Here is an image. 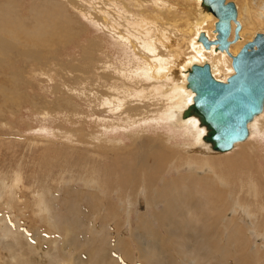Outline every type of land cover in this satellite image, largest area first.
Wrapping results in <instances>:
<instances>
[{"label": "rangeland", "instance_id": "374dc122", "mask_svg": "<svg viewBox=\"0 0 264 264\" xmlns=\"http://www.w3.org/2000/svg\"><path fill=\"white\" fill-rule=\"evenodd\" d=\"M231 1H236L238 5L247 1L253 6L263 0ZM4 2L5 0H0V4ZM34 5L50 10L56 5L69 15V18L66 16L68 22L63 25L69 29L63 28L67 35V32L71 34V39L59 45V39L53 36L48 42L37 46L30 45V42L16 46L11 55V63H0V215L8 213L12 225L16 220L15 216L20 215L19 219L23 223H20V229L5 235L8 237H3V231L0 230V244L18 239L14 248L15 253L20 254L19 259H32L34 263L45 262V251L49 245L45 231L52 228L46 220L56 214L66 218L67 225L59 232L66 234L67 229H73L72 234L79 236L75 241L84 248V252H91L96 248L92 254L86 252L89 255L86 259L91 261L96 256L101 261L98 264H108L110 261L105 260L110 259H115L112 264H264V161L255 159V154L245 155L247 165L238 164L233 156H230L228 161L221 159L232 153L235 146L224 153L201 152L205 155L192 152L188 147L184 151V158H180L179 163H176L178 160L171 150L167 155L156 150L157 148H150V139H165L168 130L159 128L163 126H155L151 123V118L143 121L141 118L145 115L139 112L150 114L153 109L157 110L161 105L162 95H153L155 100H150L148 81L144 82L133 74L124 77L117 71L137 68V64L131 65L126 56L135 60L145 55L144 48L134 47L131 39L145 35L142 30L147 31L152 33L149 34L150 39L155 38L159 42L162 40L160 57L163 63L160 66L163 65L165 69L161 68L163 71L156 78V82L158 85L167 84L165 77L168 76V71L173 67L176 70L179 61H188V54L183 50L184 37L181 33L183 26L198 16L195 0H17L12 14L18 12L26 18L24 21L27 24H31ZM140 17L145 18V22ZM140 24L144 28H140ZM206 25V33L214 38L213 25ZM121 32L127 34L126 42L115 35ZM253 32L264 33V26L257 25ZM162 35L164 39H161ZM197 35L198 33L192 41L195 38V44H199L198 47L203 50L201 43L196 41ZM20 37L19 35V42L22 41ZM238 40H241L240 37ZM25 48L34 50L37 54L25 59ZM211 50L210 48L203 51L214 54L219 52L226 57L225 52ZM122 53L126 56L123 63H120L118 59ZM174 60L178 63H173ZM194 62H203V58L198 57ZM230 64L219 72L215 68V77L224 80L231 72L226 71H229ZM179 69L181 67L177 68V74H182ZM160 79L166 81L161 82ZM121 97L126 100L123 105L120 104L122 106L119 110H114L122 103ZM190 99L186 102L189 103ZM112 108L114 112L110 111ZM120 110L125 111L119 114ZM159 110L161 109L157 111ZM261 115L264 119V109ZM128 117L133 120L132 123L126 127L120 124L115 127L113 122H122L128 120ZM106 125L111 127L104 130ZM199 131L203 133L202 129ZM253 133L241 142H251ZM175 135L177 136L172 134L173 139L169 140L173 145L177 143ZM138 137L146 143L143 151L134 143ZM188 153H191V157ZM162 155L164 156L161 157ZM192 157L205 158L214 165L221 160L223 167L221 172L218 170L220 183L219 187H216L220 189V198H216L210 191L213 185L212 173H205V190L199 188L196 182L186 181L187 189L180 198L178 197L182 192V185L176 182L172 184L168 179L179 172L198 175L194 167L179 166L184 159ZM144 159L150 163L154 161L158 165H166L163 177L167 179L162 182L160 175L157 174L155 178V174V182L158 184L153 186L158 191L162 184L172 187L173 215L172 222L169 223H172L171 230L178 233L179 237L169 236L165 230L169 223L163 226V219L156 218V215L152 220L144 219V213L152 215L161 212L164 207L167 208L160 201L153 204L146 202V193L151 190L143 185L146 180L145 171L139 170L136 174L140 175L135 174L134 180L124 174L129 163L132 166L137 165ZM172 162L174 167L167 168ZM176 165L179 167L178 171L173 169ZM121 181H133L135 184L137 182V185L126 183L124 189L117 186ZM140 187L142 191L138 189ZM89 191L90 194L86 193ZM96 202H99L98 205ZM201 216L209 219L206 221ZM139 218H143L147 223L139 224ZM113 220L117 221L115 224L119 235L126 238V243L129 242L126 248L130 258H133L132 261H126L124 255L116 258L115 255H120L113 251L111 246L109 249L110 239L106 237L109 235L108 225ZM55 232L57 233V230ZM68 235L70 234L66 237ZM150 235L158 239L157 244L162 246L158 254L151 248V253L147 248L144 250ZM113 237L116 238L115 235ZM79 238L82 241L80 243ZM140 243L144 245H141V250L146 259L141 257ZM1 245L0 264H4L8 259L7 248ZM65 248L60 250L67 253L69 247ZM121 249L126 250L123 246ZM50 251L52 254L59 252L56 249ZM106 251L110 253L107 257ZM77 252L79 253L75 254L83 256V253ZM112 252L115 254L113 257Z\"/></svg>", "mask_w": 264, "mask_h": 264}, {"label": "bare ground", "instance_id": "6f19581e", "mask_svg": "<svg viewBox=\"0 0 264 264\" xmlns=\"http://www.w3.org/2000/svg\"><path fill=\"white\" fill-rule=\"evenodd\" d=\"M243 1L244 0H242V2ZM16 2H17V0H5L4 3L0 4V63H3V62H7V63L10 62L11 63V55H12V52H13V50H14V48L16 46L26 45V43L28 44L29 42H30V45L37 46L38 44H40L42 42H48L49 39H51L53 36H57V39H59L58 40L59 43L58 42L57 43L59 45L60 44H64V43L68 42L69 39H71L70 38L71 34H69V32H67L68 33V35H67L66 31L63 28V27H65V26H63L64 23L68 22V19H66V16H67V18H69V15L65 14L62 9H60L56 5H54L51 10L46 8V7H43V6L42 7H37V6L34 5V6H32V9H33V21H32L31 24H27L26 21H24V20H26V18L22 17L21 15H19L18 12H17V14H12L14 9L16 8ZM235 2H234V5L236 7V17H237V20L239 21V24L241 25L240 26L241 30H239L240 32H238L239 37H240L241 40H238L239 39L238 38L237 39L238 42H236L237 40L235 41L236 43L231 42L230 45H229L230 48H229L228 52L225 51V50H219V49L215 48L214 44H211V47H210L212 49L211 50L212 52L220 51V52L227 53V54H225L226 57L223 56V55H220L219 52H217V53L215 52V54L214 53H209L208 51L204 52L203 51L204 49L208 50L210 48H205L203 46V44L200 42L202 47H203V50H201L202 48L200 46L199 47L201 49L198 47L199 44H195V38L192 41V38L197 33L199 34V32H201V31L205 32V33L207 32L206 29H205L206 26H207L206 25L207 23H211L212 25H214V22L216 20V17L211 12H209V11L204 9V7L201 4V0H195V5L197 4V7H195V8H197V12L196 11L195 12L197 13V15H198L197 17L198 18L196 17V18H194V20H192V22L186 23L185 26H183L184 27L183 31L181 30L182 31L181 34H183L182 36L184 37V38L181 37L183 39V41H184L183 50H184L185 53L188 54L186 56L188 61L185 62V59H184V62H183V60L181 59L182 61H179V63H178V61L176 62L174 60L175 62H173V63H175V64L178 63V64H176V70L174 69L175 67H173V69L171 71H168V76L165 77L167 79V84H165V85L164 84H159L158 85L157 82H156L157 81L156 78L159 77L160 72L163 71V70H161V68H164L163 65L160 66V64L163 63V59L160 57V54L162 53V51H161L162 45L160 44V42L162 40H160V42H159L154 37H153L154 40L150 39V35L152 33H149L147 31H143L142 30L141 32H145V35H140L136 39H131L132 41L129 40V41H131V43L134 44L133 45L134 47L136 46V47H139L141 49L144 48V51H145L144 54L145 55L143 57H139L141 59L136 58L134 60L133 57L129 58V56L124 55V53H122L121 57L119 56L120 58L118 59V62H120V63H123V58H124V56H126L127 59L129 60V63L131 65L137 64V68H135V69L134 68L133 69L130 68L128 71L127 70H121V71L117 70L120 73V75H124V77H126V75H132L133 74L134 76L142 79L144 82L148 81L149 82L148 86H150L148 88L149 91H150V95H148V96H149L150 100L153 99L152 98L153 95L157 96V94L158 95L160 94L159 97L162 95L160 97L161 98V105L158 107V109H161V110L157 111L158 109L157 110L153 109L150 114L146 113L145 111H140L139 114H144L145 115V116H142V118H141L143 121L146 118H151V123H153L155 126H157V125L163 126V128H161V127H159V128L161 130L162 129H164L166 131L168 130V132L165 133V135H166L165 139L166 140L162 139V138H161V140H156V141L153 140V139H150V141L152 143L149 146H150V148H157L156 150L163 151V154L166 153L167 155H168V153L171 150L173 156L176 157L177 160H178V161H175L176 163H179L180 158H184V151H186L188 147L192 150V152H200V153L203 152V153L207 154V153H210V152L211 153H215V152H219V153L229 152L235 146L234 151L232 153H230L229 155H225L224 157H221V159L225 158L224 160L228 161L229 157L233 156L238 161V164L247 165V159H245V155L247 154L249 156L250 154H255V159H262L264 161V119H263V115H261L263 113L264 106H263L262 111L257 113L256 115H254V117L247 123L248 135H247V137L245 139H247L249 137V135L252 134V132H254L253 135L251 136V142L250 141L241 142V141H244L245 139L241 140V141H238V142H235L231 149H229L227 151H222V152L213 150L211 145L203 139V135L205 134L206 129H205L204 126L199 124L198 118L196 116H194L192 114L188 115L186 117L182 116V111L192 102V97H193V94H194L192 90H190V89H188L186 87V75H187V71L189 70L190 66L193 63L202 64L203 62H208V64L210 65L211 72H212L213 76L215 77L216 76L215 73H214L215 72V68L219 72L224 66H227V64H230V61H232L231 54L232 55L236 54L237 51L240 49V47H242L243 44H245L247 41L251 40L254 37L255 33L253 31L255 30V28H257V25L258 26L259 25H263L264 26V0L261 3H259V4L257 3V4H255L253 6L249 5V2H247V1L243 2V4L239 3L240 6L237 3H235ZM11 15H13V16H11ZM30 15H31V13H30ZM143 19H144V22H145V18H143ZM143 19H142V21H143ZM161 20L162 19H160V21ZM136 23L138 24V22H136ZM132 24H134V23H132ZM141 24L138 25L140 28L143 25V24L142 25ZM152 24H154V23H152ZM235 27H236V23L232 21L231 22V33H230V36H229V40H231L232 39L231 37H233V33H234V28ZM65 29L67 30L69 28L65 27ZM159 33H161V32H159ZM207 33H206L207 37L209 39H213V38H211V35L209 37V35ZM18 34L21 36L20 37V39L22 40L21 42H19V35ZM115 35L118 36L121 39V41L123 40V41L126 42L128 40L127 34L125 32L124 33L121 32L118 35L117 34H115ZM214 36H215V34H214ZM197 37H198V35H197ZM161 39H164L163 35H162ZM182 39H181V41H182ZM196 41H198V39ZM135 43H137V44H135ZM22 47H24V46H22ZM23 51H24L23 52V58H25V59L28 58V57H34L37 54L36 51L31 50V49L29 50V49L25 48ZM171 55H172V53H171ZM198 57H202L203 58V62H194V60H197ZM211 59H216V60L212 61ZM215 64H217V65L215 66ZM230 65H228L229 71L228 70H226V71L227 72L231 71V72L228 75L226 74L227 76L224 78L223 81H225L226 78L233 73L232 64H230ZM178 66L181 67V69H179V73L182 72V74L181 73L177 74V71H178L177 68H180ZM179 75H181L180 79H179ZM128 78H130V77L128 76ZM217 79H219V78H217ZM219 80H221V79H219ZM160 81L161 82H165L166 80H161L160 79ZM132 84H134V83H132ZM115 87H116V85H115ZM122 88L123 87L121 86V89ZM117 89H119V88H117ZM123 90H124V88H123ZM158 91L160 93H156ZM124 92L127 93L126 91H124ZM125 93H123L124 96H125ZM142 93H143V91H142ZM135 94H137V92ZM127 96H130V95H127ZM140 96L141 95H139V98L141 99ZM121 98H123V97H121ZM188 98H191L190 99L191 101L189 103L186 102L188 100ZM123 99L120 101L122 103H119V105L120 104L123 105L124 101L126 100L125 98H123ZM143 99H145V97ZM153 100H155V98ZM8 101L10 102V100H8ZM11 102H12V100H11ZM107 102H108V99H107ZM157 102H159V100H157ZM108 103H110V102H108ZM154 104H156V103H154ZM122 105L115 107L114 110H116V108H117V110H119ZM114 110L112 108L110 111L114 112ZM124 111L125 110H120L119 114L123 113ZM132 122H133V120H131V118H129L128 120H122V122L116 121V122H113V123L115 124V127L117 128V127H119L118 124H120L122 127H126V125H128V124H130ZM197 126L199 127V129H202V131H203L202 134H201V131H199V129H197ZM110 127L106 125V126L103 127V129L105 130V128L108 129ZM252 127H254V128L252 129ZM154 128H156V127H154ZM160 129H159V131H160ZM172 134H177V136L180 137L178 139V137L175 135V138L177 139V143L175 145L171 144L170 141H169L170 138L173 137ZM158 135H160V134H158ZM161 135H162V133H161ZM162 137H164V136H162ZM140 139H141V137L136 138V140H134V143L136 144V147L138 149L140 148L143 151V149H145V147H146L145 146L146 143L143 142V141H140ZM172 143H173V141H172ZM167 150H168V152H166ZM205 154L201 153V155H205ZM186 155H187V153H186ZM190 155H191V153H190ZM190 155L188 153V156H190ZM163 156L164 155H162L161 157H163ZM234 162H236V161L234 160ZM126 163H128V162H126ZM138 163L139 164L133 165V166L129 165V164H131V163H129L128 164L129 166L127 165V167L125 166L126 169L124 168L125 172H124V170H122V171L124 172L126 177H132L133 180L135 178L134 177L135 174L139 170L140 171L142 170V172L145 171L144 172V177L146 178V180H144V184L143 185H144V187L146 186L147 189L150 187L149 190H151V192L150 191L149 192L146 191L147 192L146 193L147 194L146 195V197H147L146 198V202L148 204H153L154 202L160 201L161 203L163 202L166 205L167 208L164 207L161 210V212L156 213V214H152L154 216L148 215V214L146 215L144 213L143 214V215H145L144 219L145 220H152V219L155 218V215H156V218L163 219V222H164L163 226H165V224H168L170 221L172 222L171 215H173V212H172L171 206L173 205L174 200H172L171 196L174 194V191H172V187L169 188V187H166V185H163V184L160 186V191H158L155 188V186H153V185H157L158 184L157 182H155V178L157 177V174L160 175V178H159L160 181L162 179V182H163L165 179H167V178L163 177L164 176L163 175L164 168L166 167V165L164 166L161 163H159V165H158L154 161H152L150 163L146 159L141 160ZM176 163H174V164H176ZM209 164H212L213 166H211ZM177 165H176L175 168H173L176 171L179 170V167ZM118 166H119V164H118ZM172 166H173V162L169 163L167 168H171ZM179 166L181 168H182V166L194 167L196 169L195 172L198 173V175H195V174H192L190 172L189 173L179 172V173H176L177 175H175V176H173V177L168 179V181H172L171 182L172 184L176 182V183H179V184L182 185L181 189H180L182 192H180V194H178L179 198L181 197V195L187 189V186L185 184L186 181L196 182V183H198V187L199 188L205 190L206 186L204 184V180L207 177L205 175V173H212L213 174V176H212L213 185L210 188V191H212V194H215L214 196L216 198L217 197L220 198V189H217L216 187L217 186L219 187V183H220V176H219L218 170L220 169L219 171L221 172V168L223 167L222 164H221V160H218V164L214 165V163L212 161L207 160L205 158L192 157V158H189V159H184L179 164ZM129 173H130V176H128ZM138 174L140 175V173H138ZM138 174H136V175H138ZM155 174H156V176H155ZM141 175H142V173H141ZM154 176H155V178H154ZM142 177H143V175H142ZM144 177H143V179H144ZM170 179H172V180H170ZM132 182H123V181H121L117 186L123 188L124 184H126V183L135 184V182H133V183ZM135 185H137V182H136ZM139 185L140 184H138L137 187H139ZM213 186H215V188ZM101 188L102 187H100V189ZM124 189H125V187H124ZM138 189L141 190V187L138 188ZM93 190H94V188H93ZM96 190L99 191L98 189H96ZM101 190H103V189H101ZM120 191L122 192V190H120ZM137 191H139V190H137ZM144 191H145V188H144ZM86 193L90 194V191L86 192ZM99 193L103 194L102 192H99ZM175 195H177V194H175ZM104 199H106V198H104ZM120 199H122V198L120 197ZM86 200H88V199H86ZM108 200L110 201V199H108ZM73 202H74V200H73ZM97 203H99V202H96V204ZM100 203H102V200H101ZM108 205H110V204H108ZM90 206H92V205H90ZM208 206H210V205H208ZM15 210H17V209H15ZM72 210H74V208ZM109 211H110V209H109ZM146 211H148V210H146ZM111 212H112V209H111ZM19 216L18 215L15 216L16 220H15V222H13L14 225H12L9 222L8 213L5 212L2 215H0V230L3 231V237H8V236H5V235H8V233H11L13 231H17L18 229H20V227H21L20 223L21 224H23V223L19 219ZM139 217H141V216L139 215ZM201 217L203 219H205L206 221L209 219L206 216H201ZM144 219L143 218H139L137 221H139L140 222L139 224H141V223L146 222V221H144ZM114 220L112 221V223H110V225H108L109 226V228H108L109 229V235L106 238H108V240L110 239L109 240L110 243L108 244L109 245V249L112 248V250L116 251L120 256L115 255L114 252H112L113 254H111V256L113 257L115 255V257L118 258V257H121L122 255H124V257L126 258V261L127 260L128 261H132L133 258L132 259L130 258L131 255H130V253L127 252L128 249L126 248V246H128L127 244L129 242L126 243L127 242L126 238L124 239V236H122L121 234L119 235V233H118L119 231H117L118 229L116 230L117 224H115V222L117 223V221H114ZM46 222L52 227L50 230L45 231L46 232L45 235L48 236V239H49V241L47 242V243H49L48 249H47V251H45V253H47V260H45V262H42V263H34L32 259H29V260L19 259L20 254L19 253L16 254L15 253V248H14V245L18 241V239H14V240L8 241L7 243H3V245L0 244L2 247L7 248L6 258H8V259L5 261L4 264H98V263L101 262V261L98 260L99 258L96 257V256L91 261L86 259V257L89 256L88 254H92V253H94L96 251V248L93 249L91 252H87V251H90V250H87V251L84 252V248L81 245L80 246L77 245V242L75 241V238H77L79 236H77V234H72L73 229L65 228V229H67L66 234L64 232L61 234L62 231L59 232L61 229H63L67 225L66 224V218H64V216L55 214L53 218H50L49 220H46ZM108 222H109V220H108ZM203 223H205V221H203ZM79 225H81V224H79ZM171 225H172V223H169L168 225H166V229H165L166 233L169 236L177 235V237H179L178 233L175 232L176 233L175 234L174 231L171 230ZM69 226H70V223H69ZM56 230H57V233H59L60 235L55 232ZM90 233H92V232H90ZM67 234H70V235H68V237H66ZM132 234H133V232H132ZM114 235H115L116 238L113 237ZM97 237H99V236H97ZM103 237L102 238L100 237V238L103 239ZM113 238L115 239V241H114ZM134 240H135V238H134ZM80 241L81 240L79 238L78 239V243H80ZM35 242H36V240H35ZM137 242L138 241H136V243ZM147 242H148V244H147L146 247H144V250L147 248L148 252H149V250L151 248L152 251H154V252L156 251L157 254H158L159 251L162 249V246L157 244L158 239L152 238L151 235L147 239ZM141 245H143V244L140 243L139 251H140L141 257L143 258L144 255H143L142 250H141ZM110 246H111V248H110ZM121 246L125 247V249H126L125 251L126 252L124 251V249H121ZM60 248H63V249L64 248L65 249L68 248V252L65 253V252H63L62 249L60 250ZM86 248H88V247H86ZM53 249L59 250V252H57V254L55 252L54 253L55 255H54V254L51 253L52 251H50V250H53ZM77 251H80L81 253H83V256L81 254L80 255L79 254H75V253H79ZM73 252H74L75 255L74 254H69V253H73ZM107 252L108 251H106L105 253H107ZM154 252H152V254ZM145 253L146 252H144V254ZM149 253H151V250H150ZM109 254L108 253L105 254L106 257L109 256ZM98 256H100V255H98ZM100 257H102V256H100ZM148 257H149V254H148ZM90 258H91V256H90ZM144 258L146 259V257H144ZM150 259L152 260L151 257H150ZM105 261H110L108 264H112L115 261V259H110V260H105ZM105 261L103 260V262H105ZM146 261H148V260H146ZM117 264H119V263H117Z\"/></svg>", "mask_w": 264, "mask_h": 264}, {"label": "water", "instance_id": "95a60500", "mask_svg": "<svg viewBox=\"0 0 264 264\" xmlns=\"http://www.w3.org/2000/svg\"><path fill=\"white\" fill-rule=\"evenodd\" d=\"M205 10L216 20L209 39L199 32L198 41L205 48L214 44L219 50L229 51L231 42L239 38L240 24L236 7L231 0H201ZM236 23L233 37L231 22ZM233 73L225 81L215 78L208 62L193 63L186 75V87L193 91L192 102L182 116L194 115L206 129L203 139L213 150L227 151L235 142L248 135L247 123L264 106V33L257 32L237 51L231 54Z\"/></svg>", "mask_w": 264, "mask_h": 264}]
</instances>
